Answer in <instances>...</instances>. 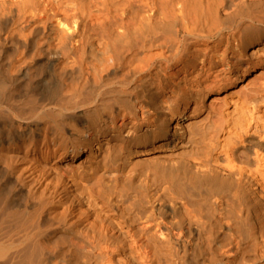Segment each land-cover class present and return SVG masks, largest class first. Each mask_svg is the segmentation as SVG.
Listing matches in <instances>:
<instances>
[{
	"label": "bare ground",
	"instance_id": "1",
	"mask_svg": "<svg viewBox=\"0 0 264 264\" xmlns=\"http://www.w3.org/2000/svg\"><path fill=\"white\" fill-rule=\"evenodd\" d=\"M0 264H264V0H0Z\"/></svg>",
	"mask_w": 264,
	"mask_h": 264
},
{
	"label": "rangeland",
	"instance_id": "2",
	"mask_svg": "<svg viewBox=\"0 0 264 264\" xmlns=\"http://www.w3.org/2000/svg\"><path fill=\"white\" fill-rule=\"evenodd\" d=\"M203 114H204V112H203Z\"/></svg>",
	"mask_w": 264,
	"mask_h": 264
}]
</instances>
